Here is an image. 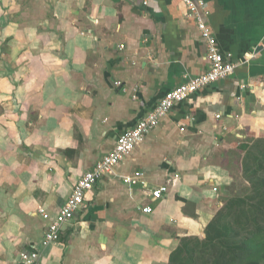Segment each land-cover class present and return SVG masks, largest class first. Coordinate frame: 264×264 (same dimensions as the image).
Instances as JSON below:
<instances>
[{
	"label": "crops",
	"instance_id": "obj_1",
	"mask_svg": "<svg viewBox=\"0 0 264 264\" xmlns=\"http://www.w3.org/2000/svg\"><path fill=\"white\" fill-rule=\"evenodd\" d=\"M203 1L233 73L175 104L42 248L37 208L52 215L120 134L204 72L206 49L180 0H0V264L29 251L41 264H168L182 238L204 237L230 155L264 139V0ZM135 172L143 185L124 182Z\"/></svg>",
	"mask_w": 264,
	"mask_h": 264
},
{
	"label": "built area",
	"instance_id": "obj_2",
	"mask_svg": "<svg viewBox=\"0 0 264 264\" xmlns=\"http://www.w3.org/2000/svg\"><path fill=\"white\" fill-rule=\"evenodd\" d=\"M185 6V17L193 20L205 45V60L207 69L195 76H187L176 87L166 92L156 105L144 117L124 133L120 134L113 148L95 162L92 168L85 171L74 183L71 192L64 203L50 215L43 207L37 208V213L47 223L40 241L42 248L56 242L62 226L69 223L75 213L81 208L85 193L92 189L93 184L104 174L112 171L113 167L126 159L136 145L141 143L146 135L169 113L171 108L195 93L199 89L225 79L233 73L235 64L230 61V54L219 52L215 38L204 18L208 15L203 0H180ZM115 85H119L118 82ZM219 115H216L218 118ZM183 130V128H180ZM127 185H143L142 173L135 172L124 178ZM167 191L165 185L152 189L149 193L151 200H157ZM143 213H149L150 207L141 208ZM15 264H41L37 251L19 252Z\"/></svg>",
	"mask_w": 264,
	"mask_h": 264
},
{
	"label": "trees",
	"instance_id": "obj_3",
	"mask_svg": "<svg viewBox=\"0 0 264 264\" xmlns=\"http://www.w3.org/2000/svg\"><path fill=\"white\" fill-rule=\"evenodd\" d=\"M239 150L257 199L227 200L206 224L204 237L182 238L168 264H264V139L242 142Z\"/></svg>",
	"mask_w": 264,
	"mask_h": 264
},
{
	"label": "rangeland",
	"instance_id": "obj_4",
	"mask_svg": "<svg viewBox=\"0 0 264 264\" xmlns=\"http://www.w3.org/2000/svg\"><path fill=\"white\" fill-rule=\"evenodd\" d=\"M243 155V153L230 155L227 175L223 179L222 204H225L229 199H243L244 204L257 199L252 190L253 182L250 180L251 178L249 179L248 175L241 170Z\"/></svg>",
	"mask_w": 264,
	"mask_h": 264
}]
</instances>
